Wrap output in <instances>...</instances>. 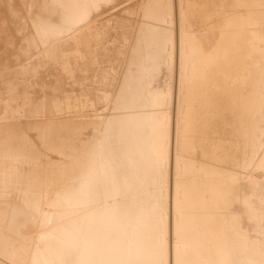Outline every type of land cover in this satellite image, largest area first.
<instances>
[{
    "label": "bare ground",
    "instance_id": "6f19581e",
    "mask_svg": "<svg viewBox=\"0 0 264 264\" xmlns=\"http://www.w3.org/2000/svg\"><path fill=\"white\" fill-rule=\"evenodd\" d=\"M46 2L0 0V240L38 261L60 249L73 260L155 258L163 146L164 258L175 264L183 42L186 258L261 264L264 172L251 153L264 135V0H100L91 11L73 7L91 0H63L70 7L51 16L61 31L29 55L22 48ZM84 11L91 23L75 31L69 18ZM93 164L106 176L83 205L76 189ZM111 180L116 196L105 195ZM45 216L51 226L41 230Z\"/></svg>",
    "mask_w": 264,
    "mask_h": 264
},
{
    "label": "snow or ice",
    "instance_id": "6c2138e0",
    "mask_svg": "<svg viewBox=\"0 0 264 264\" xmlns=\"http://www.w3.org/2000/svg\"><path fill=\"white\" fill-rule=\"evenodd\" d=\"M102 6L100 0H91L90 3L86 5H74L73 7L87 9L91 11L93 9H99ZM43 10L47 12V16L43 13L41 16L37 17L32 24L33 34L29 38L27 43V49L22 51H27L29 55L32 54L31 49L33 43L37 46L39 50V45L44 43L47 46V41H49L53 35L61 31L63 26L54 25L51 20L53 12L58 11L59 9H66L70 7L65 4L63 0H53L52 3H44L40 6ZM88 11H84L80 15L73 16L69 18V23L77 25L78 27L74 29L79 31L83 28H86L91 20L87 19ZM178 116H177V184H176V261L175 264H192L190 260L186 258V246L184 243V208L183 200L181 196V187L179 182V172H180V131L181 124L180 119L183 117L185 119V127L187 125V102L185 94V74H184V45L181 42L180 46V86H179V100L177 102ZM166 143V141H165ZM251 156L253 159H259V167L261 172H264V135L260 138V152L257 157L256 151L253 149ZM165 150L164 147H158L156 153V165L158 172V182L160 188V196L158 202L154 207V256L153 259H123V260H114V259H68L63 249L57 251L48 250L46 255L47 259L43 261H38L36 259H29L25 256V248H17L15 244L7 239L0 240V264H170L166 260V225H165V212H164V180H165ZM104 175L100 168H97L94 164L91 165L88 169L87 179L81 182V185L76 189L77 196L80 198L83 205H87L91 201V193L89 191L90 184L97 176ZM109 187L111 194L116 196L119 194L118 186L114 180H111L109 183L105 184V195L109 192ZM264 187V185H262ZM55 204V202H54ZM118 216V209H111L107 213V217L110 220H115ZM38 227L43 230L45 227L51 226L50 219L45 216L42 221H37ZM260 224L261 229L264 230V198H262V208L260 212ZM129 227H132L133 231L134 222L129 223ZM49 233H43L40 235V240L45 241ZM41 245L36 244L35 250L39 251ZM28 255L31 256V250L28 251ZM227 264V262H225ZM264 264V261L261 262Z\"/></svg>",
    "mask_w": 264,
    "mask_h": 264
}]
</instances>
